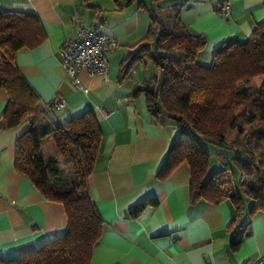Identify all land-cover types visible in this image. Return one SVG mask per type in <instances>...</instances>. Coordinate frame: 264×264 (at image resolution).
Wrapping results in <instances>:
<instances>
[{"label":"crops","instance_id":"0c3cea01","mask_svg":"<svg viewBox=\"0 0 264 264\" xmlns=\"http://www.w3.org/2000/svg\"><path fill=\"white\" fill-rule=\"evenodd\" d=\"M126 1L0 0V10L35 14L41 22L43 41L22 47L14 60L39 100L65 99V106L55 110L52 119L64 122L90 109L99 124L100 147L87 191L103 219V231L89 264H248L257 256L264 257V211L247 214L249 201L244 198L237 208L228 199L192 202L190 168L185 161L166 177L156 176L180 130L169 118L153 119L144 92L132 95L155 74L152 62L137 57L129 73L120 78L122 59L136 53L150 24L147 11L136 1ZM163 1L179 4L171 8H179L184 25L205 36L203 55L224 39L247 38L255 22L264 21V0H230L226 16L219 12L216 0ZM76 22L104 30L117 40V47L107 53V77L90 75L84 69L77 73L85 90L71 84L60 63L59 49L75 36ZM6 102L7 91L0 87V118ZM29 126L26 120L0 127L3 258L33 251L67 227L63 205L45 198L14 167L16 140ZM152 199L155 204L131 213V207ZM232 235L241 241L235 250L230 247Z\"/></svg>","mask_w":264,"mask_h":264},{"label":"trees","instance_id":"16d2710c","mask_svg":"<svg viewBox=\"0 0 264 264\" xmlns=\"http://www.w3.org/2000/svg\"><path fill=\"white\" fill-rule=\"evenodd\" d=\"M133 1L147 11L150 24L136 53L122 59L120 78L129 73L137 57L152 62L155 74L132 95L145 93L154 120L169 118L182 127L156 176L166 177L185 161L190 168L192 202L228 199L237 208L244 198L249 201L247 214L264 211V21L255 22L245 39L222 40L211 50L213 63L203 65L200 56L205 36L184 25L179 8L170 9L179 4L161 3L163 0L126 2ZM44 35L35 14L0 10V87L7 91L0 127L30 122L16 140L14 167L28 176L45 198L63 205L67 227L63 234L33 251L11 258L0 256V264H89L103 231V219L87 191L101 131L90 109L64 122L53 120L19 73L15 53L39 44ZM202 141L217 145L224 164L223 148L233 151L230 156L240 171L238 190L230 167L208 172L210 156ZM60 160L68 164L72 174L69 180L61 178ZM148 203L155 204L156 200L131 207V213ZM240 242L232 235L231 249H237Z\"/></svg>","mask_w":264,"mask_h":264},{"label":"built area","instance_id":"2783aa9c","mask_svg":"<svg viewBox=\"0 0 264 264\" xmlns=\"http://www.w3.org/2000/svg\"><path fill=\"white\" fill-rule=\"evenodd\" d=\"M221 15L226 16L230 7V0H216ZM117 47L116 38L104 31L94 29L76 22L75 36L66 40L59 49L61 65L65 69L66 76L75 88L84 89L77 77V73L84 69L88 74H102L108 76L107 53ZM85 90V89H84ZM42 110L50 117H54V111L65 106L63 97L57 96L50 101H41ZM179 129L182 128L178 125ZM248 264H264V257L257 256Z\"/></svg>","mask_w":264,"mask_h":264},{"label":"rangeland","instance_id":"374dc122","mask_svg":"<svg viewBox=\"0 0 264 264\" xmlns=\"http://www.w3.org/2000/svg\"><path fill=\"white\" fill-rule=\"evenodd\" d=\"M164 2L165 1H162V3H164ZM170 9L172 10V8H170ZM164 13H163V15H165ZM165 21L167 22L166 19H165ZM211 57H212L211 53H206V55L202 54L200 56V60L203 63V65H210L211 61H212ZM202 145H203L205 151L210 156V165H209L208 172L209 173L218 172V171H221L225 167H230L231 171L233 173L235 184L238 185L239 181H240V171L237 168V166L235 165V163L233 161V157L230 156V154L233 151H231L229 148H223L224 149V154L226 155V160H225V164H224L222 162V160L220 159V156H218V154H217V151H216L217 148H218L217 145H215L212 142H208V141H202ZM59 166L62 169L61 178L63 180H69L72 177V174H70L68 164L66 162L60 160V165Z\"/></svg>","mask_w":264,"mask_h":264}]
</instances>
